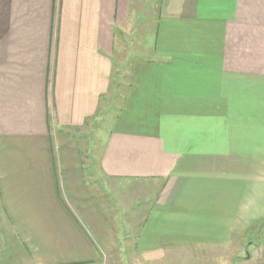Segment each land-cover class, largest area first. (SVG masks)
<instances>
[{"label":"crops","instance_id":"obj_1","mask_svg":"<svg viewBox=\"0 0 264 264\" xmlns=\"http://www.w3.org/2000/svg\"><path fill=\"white\" fill-rule=\"evenodd\" d=\"M260 231L264 0H0V264H264Z\"/></svg>","mask_w":264,"mask_h":264},{"label":"rangeland","instance_id":"obj_2","mask_svg":"<svg viewBox=\"0 0 264 264\" xmlns=\"http://www.w3.org/2000/svg\"><path fill=\"white\" fill-rule=\"evenodd\" d=\"M140 28H142V26H140ZM130 35V36H129ZM128 37L126 38L125 41H130V42H134L136 40V37L134 36V34H129ZM140 35V33H139ZM137 36V35H136ZM135 39V40H134ZM124 39H122L123 41ZM119 41V39H118ZM122 41L120 43H122ZM127 46L129 47V45L127 44ZM131 46V45H130ZM132 51V46L131 48L128 49V51ZM100 117H103L100 115ZM103 119L99 118L97 121H94V123L92 125L88 126L87 132L85 133L84 137L87 138V141H84L83 148L86 149L89 145L91 144L94 139H96L97 137V131H100V127H102L103 123L102 121ZM106 122L110 123V119L106 118ZM83 137V138H84ZM93 145V144H91ZM90 147V146H89ZM84 163L86 165L87 168V173H88V180L89 182H91V188L93 190V192L95 193L96 197L98 199H102V197H104L106 194L108 195V192H110L112 189H109L108 192H106L108 185L110 186V179H108L106 176H104V174L100 171L98 162H97V153H95V151L92 150H85L84 152ZM132 187H136V185L132 184ZM106 195V196H107ZM154 197V194L152 195ZM114 200H116V196L114 195V193L110 194V198H112ZM134 210V209H133ZM133 210L130 211L133 212ZM261 233H259V238H263L264 237V231H260ZM6 250L4 252V257H3V264H28L23 257H21L20 254H18L17 252H14L12 249V247H9V242H6ZM127 253V252H126ZM128 254V253H127ZM121 256L119 258L120 262H123L122 264H137V258H129L126 257V255L124 256V254L119 255ZM238 259V258H237Z\"/></svg>","mask_w":264,"mask_h":264}]
</instances>
